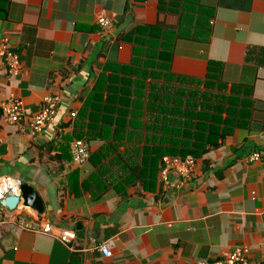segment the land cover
<instances>
[{
  "label": "crops",
  "instance_id": "obj_1",
  "mask_svg": "<svg viewBox=\"0 0 264 264\" xmlns=\"http://www.w3.org/2000/svg\"><path fill=\"white\" fill-rule=\"evenodd\" d=\"M171 4L180 5L179 12ZM128 13L132 23L114 36ZM101 17L113 21L111 32L98 25ZM181 17L197 37L176 41L172 72L204 80L210 61L222 63L229 89L253 87L246 124L198 159L195 178L181 187L175 175L165 187L159 171L154 182L149 175L146 185L123 188L109 186L105 176L109 187L98 192L88 183L99 174L93 158L81 169L72 164L76 133L87 130L75 128L71 114L79 118L103 75L113 76L108 83L116 94L131 79L123 74L133 60L130 31L140 24L176 28ZM203 29H210L206 40L199 37ZM2 41L20 66L11 76L0 58V177L18 178L37 190L45 213L22 200L19 209L0 204V264H196L217 261L237 247L264 262V0H0ZM49 96L59 98L56 115L33 132V117ZM10 98L25 110L18 123L3 113ZM141 111L146 121L156 114ZM87 142L92 155L108 145ZM148 145L145 134L132 135L121 150ZM254 154L259 160H250ZM127 155L134 163L142 159L133 149ZM19 216L72 231L76 239L62 243L55 237L58 229L54 236L21 230ZM104 243L111 246L110 258L99 250Z\"/></svg>",
  "mask_w": 264,
  "mask_h": 264
},
{
  "label": "trees",
  "instance_id": "obj_2",
  "mask_svg": "<svg viewBox=\"0 0 264 264\" xmlns=\"http://www.w3.org/2000/svg\"><path fill=\"white\" fill-rule=\"evenodd\" d=\"M171 6L177 11L180 7L178 4ZM159 8L164 10L163 3ZM187 27L182 17L176 28L161 23L153 27L137 25L127 35L133 44V60L127 72L123 73L131 79L126 78L121 84L118 91L121 96L116 94L113 84L108 83L113 81V76L103 75L92 101L85 105L79 118L77 115L75 128L85 127L87 131L76 133V138L101 140L108 144L97 154H91L90 158H93L92 164L99 174H94L88 183L94 185L98 192H104L109 186L123 188L139 182L146 185L149 180L146 176L149 175L154 182L161 170L163 157L197 161L218 149L226 137L246 124L247 98L252 95L253 87L233 85L229 89L223 81L222 63L210 61L204 80L172 72L176 41L197 37V33H188ZM203 30L205 36L199 37L206 40L210 29ZM147 92L148 100L145 102L142 97ZM132 96L135 99L130 101ZM143 108L156 113L151 116L152 121H146L147 117L141 111ZM104 111L108 114H103ZM131 130L134 131L131 133ZM141 134H145L148 146L124 148L125 152L121 150L132 135L138 137ZM131 149L134 154H140L142 159L138 163L128 158L127 153L131 154ZM106 150L118 154V157L104 154ZM105 176L107 180L111 179L109 186L103 181ZM85 182L83 186L91 190ZM96 196L99 198L101 195Z\"/></svg>",
  "mask_w": 264,
  "mask_h": 264
},
{
  "label": "built area",
  "instance_id": "obj_3",
  "mask_svg": "<svg viewBox=\"0 0 264 264\" xmlns=\"http://www.w3.org/2000/svg\"><path fill=\"white\" fill-rule=\"evenodd\" d=\"M98 25L106 32H111L113 21L106 17L98 19ZM0 58L5 60L9 75H14L19 71V57L14 53L7 41L0 42ZM59 98L46 97L44 99L41 111L33 117L30 125L33 132H40L46 123L51 122L57 112ZM3 113L12 123H18L25 114L23 104L14 98L8 99L2 106ZM72 118L77 117V113L71 114ZM91 158L90 145L85 140H75L71 146L72 164L81 169L85 167ZM260 155L254 154L251 161L259 160ZM197 161L195 159H182L181 157L165 156L162 159L161 170L159 172L161 181L165 187L170 184V177L175 175L179 179V187L191 182L195 178V170ZM23 182L18 178L11 176L0 177V204L7 208L5 201L9 197H20V187ZM19 203L15 209H19ZM17 226L24 231H29L35 234L55 235V228L50 223H45L40 220L28 219L24 216H19ZM59 230V229H58ZM64 244H69L76 239V234L72 231L60 229L55 236ZM104 258L111 257V246L109 243H104L99 247ZM196 264H264L262 261H254L249 258V249L247 247H237L231 251L225 252L221 259L209 262L198 261Z\"/></svg>",
  "mask_w": 264,
  "mask_h": 264
},
{
  "label": "water",
  "instance_id": "obj_4",
  "mask_svg": "<svg viewBox=\"0 0 264 264\" xmlns=\"http://www.w3.org/2000/svg\"><path fill=\"white\" fill-rule=\"evenodd\" d=\"M132 21H133V15L132 13H128L124 23L115 30L114 36H118L120 33L125 31L132 23ZM20 191H21L20 197H9L6 199L5 204L9 209H15L18 203L20 202V200H22L25 207L33 209L34 211L38 212L40 215L45 213L44 202L37 190H35L33 187L27 184H23L20 188ZM77 229H78L77 235L78 237H81L82 227L79 226Z\"/></svg>",
  "mask_w": 264,
  "mask_h": 264
}]
</instances>
